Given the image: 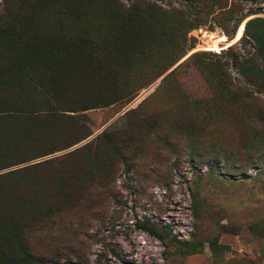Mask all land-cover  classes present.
I'll return each mask as SVG.
<instances>
[{"label":"rangeland","instance_id":"rangeland-1","mask_svg":"<svg viewBox=\"0 0 264 264\" xmlns=\"http://www.w3.org/2000/svg\"><path fill=\"white\" fill-rule=\"evenodd\" d=\"M0 148L31 264H264V0H0Z\"/></svg>","mask_w":264,"mask_h":264},{"label":"trees","instance_id":"trees-1","mask_svg":"<svg viewBox=\"0 0 264 264\" xmlns=\"http://www.w3.org/2000/svg\"><path fill=\"white\" fill-rule=\"evenodd\" d=\"M254 22L255 19H251L246 23L244 37L260 38V33H249V28ZM0 150L2 149L0 148ZM1 153L2 152H0V154ZM23 170H26V168ZM23 170H15L0 175V264H31L35 261L33 255L29 253L27 247L23 243L19 228V223L21 221L20 214L24 212L25 207L15 201L12 211H8L4 208L5 201L12 198L13 200L16 199L15 193L10 190V186H8L6 181L9 180L10 177L20 174ZM140 228L153 236L157 235L156 232L150 228L145 226Z\"/></svg>","mask_w":264,"mask_h":264}]
</instances>
